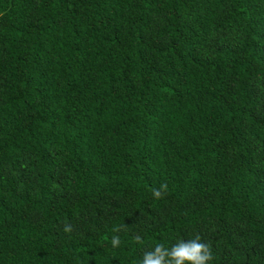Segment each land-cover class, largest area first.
<instances>
[{
    "label": "trees",
    "instance_id": "1",
    "mask_svg": "<svg viewBox=\"0 0 264 264\" xmlns=\"http://www.w3.org/2000/svg\"><path fill=\"white\" fill-rule=\"evenodd\" d=\"M197 234L264 264V0H0V264Z\"/></svg>",
    "mask_w": 264,
    "mask_h": 264
},
{
    "label": "clouds",
    "instance_id": "2",
    "mask_svg": "<svg viewBox=\"0 0 264 264\" xmlns=\"http://www.w3.org/2000/svg\"><path fill=\"white\" fill-rule=\"evenodd\" d=\"M166 191L167 186L161 184L159 188L152 190V195L159 199L161 193ZM64 231L70 232L71 229L66 227ZM137 243L140 241L137 240ZM110 246L113 249L121 246V239L118 235L111 236ZM212 261L213 254L210 246L197 234L187 239L179 238L170 246L160 243L154 244L143 253L138 264H212Z\"/></svg>",
    "mask_w": 264,
    "mask_h": 264
}]
</instances>
